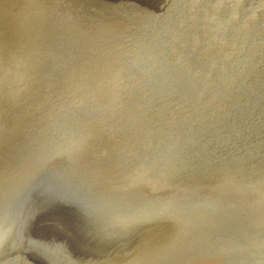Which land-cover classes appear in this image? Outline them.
Returning <instances> with one entry per match:
<instances>
[{
  "label": "rangeland",
  "instance_id": "rangeland-1",
  "mask_svg": "<svg viewBox=\"0 0 264 264\" xmlns=\"http://www.w3.org/2000/svg\"><path fill=\"white\" fill-rule=\"evenodd\" d=\"M13 1L17 2L0 1V15L3 16L0 17V41L11 42L4 46L0 42L3 62L0 60V143L8 146L6 152V145H0V264H264V239H261L264 238V213L261 214L264 212V174L256 173H264V10L251 2L253 12L246 15L247 6L239 4L242 0H129L123 8V16L129 13L126 17L130 19L127 24L132 25L131 31L119 54L108 58L104 54L107 46L110 48L108 44L86 39L91 36L90 31L96 30L95 24L104 22L96 15L99 11L96 6L91 5L94 9L86 7L88 2L84 0H59L62 4L53 0L52 9L45 10L32 2L22 0V5L18 0L17 6ZM118 1L123 6L127 0ZM179 3L181 10L173 17ZM6 6L9 9L5 12ZM11 10L15 15L12 16ZM57 10L68 16L79 18L81 15L79 21H85L89 26L82 24L90 29L83 26H73V29L71 23L64 26L56 20L60 12ZM35 16H39L38 20L44 25L37 22ZM43 17L52 19L54 26ZM31 24L39 28L33 30ZM60 26L61 29L57 28ZM13 31L18 38L10 37ZM35 31H42L39 37ZM28 36L31 37L29 42ZM43 37L45 41H39ZM20 43L23 46L18 45ZM35 43L36 46L40 44L41 48L37 49L43 52L42 57L36 46L33 47ZM19 47L24 49L19 50ZM25 48L35 50L36 55L27 54ZM6 51L8 54L23 52L28 57L21 54L22 58L21 55L18 58V54L11 53L14 59ZM33 55L39 60L35 62ZM23 58L24 63L21 62ZM25 58H31L35 64ZM8 62L13 66L4 65ZM37 62L43 63L45 70L38 64L46 74L40 72ZM33 65L41 76L45 74L44 79L38 73L34 77L35 71H32L37 69L34 67L30 71L28 67ZM16 68L22 70L21 73L15 71ZM9 71L12 75L16 73L15 77ZM27 72L39 79V83L27 75L28 80L31 79L28 82ZM53 77L61 83L56 86ZM99 79L107 81V85ZM114 79L118 84H113ZM41 81L45 82L41 84ZM102 84L108 87L102 88ZM27 88H31L30 91ZM36 101L38 106L33 104ZM30 108L37 109L39 116ZM238 161L243 163L239 165ZM238 165L244 170L236 168ZM257 165H260L259 170ZM245 167L254 169L246 170ZM222 170L228 171L224 172L226 175ZM202 171L209 176L215 174L216 177L211 176L215 180L202 175ZM41 181L55 188L53 197L34 193V184ZM229 181H232L230 185L238 181L236 189L228 184ZM240 200L242 202H238ZM258 214L263 216L260 217L263 221ZM212 217L216 221L221 219V224ZM252 222L261 226H252ZM159 223L161 226L157 228ZM162 226H167L168 230ZM195 228L200 232H194ZM249 229L255 234L247 233ZM204 232L210 235L204 236ZM187 238L192 239L193 244L189 245ZM205 238L209 241L204 242ZM148 249L150 251H146ZM150 254L155 263L148 261L153 260Z\"/></svg>",
  "mask_w": 264,
  "mask_h": 264
},
{
  "label": "bare ground",
  "instance_id": "bare-ground-1",
  "mask_svg": "<svg viewBox=\"0 0 264 264\" xmlns=\"http://www.w3.org/2000/svg\"><path fill=\"white\" fill-rule=\"evenodd\" d=\"M0 1H1V0H0ZM4 1H6V0H4ZM16 1L18 2V0H16ZM24 1L32 2L33 4H35V6L38 5L39 7L43 8V9L45 8V10H46V8H48V9H52L51 7L53 6V5L51 6V4H52L51 1H53V0H24ZM57 1H59V0H57ZM57 1H56V2H57ZM60 1H63V0H60ZM60 1H59V2H60ZM65 1H66V0H65ZM79 1L81 2V1H83V0H79ZM128 1H129V0L125 1V2L123 3V6H121V5L119 4V1H118V0H87V1L84 0V1H83L84 3H85V2H88L87 5H89V6L86 5V7H90L91 5H92V6H96V7L98 8L97 10H99L98 13H97L96 15H98V17L100 16V17L104 20L103 23L100 22V23L98 24L97 22H99V21L96 22L97 24H95V26H94V27H96V30H95V31L93 30L92 32L90 31L91 36L88 37V38H86V39H87V40H90V41L94 40V41H96V42H100V43L102 42V43H104V44L106 43V46H107V44H108V45L110 46V48L107 46V48L105 49V52H104V54H105L106 56H108V58H109L110 56H114V54L118 53L120 50L123 49V47H124V42H125V39H126V36H127L128 33L131 31V30H130V28H131L130 26H132V25H129V23L127 24V21H128V20L130 21V19H128V18L126 17V16L129 15V13H128V15L123 16V14H125L123 8L126 6V4H127ZM11 2H12V0H11ZM17 2H14V1H13V3H16V5L18 4ZM19 2L22 3V0H21V1L19 0ZM56 2H55V3H56ZM83 2H82V3H83ZM136 2H137V1H136ZM2 3H3V2H2ZM2 3H1V4H2ZM8 3L10 4L9 1H8ZM8 3H7V4H8ZM50 3H51V4H50ZM55 3H54V4H55ZM60 3H61V2H60ZM62 3H63V2H62ZM62 3H61V4H62ZM65 3H67V2H65ZM82 3H81V4H82ZM84 3H83V4H84ZM138 3H139V2H138ZM56 4H57V3H56ZM61 4H59V5L61 6ZM67 4H68V3H67ZM129 4H130V3H129ZM136 4H137V3H136ZM5 5H6V4H5ZM11 5H12V4H11ZM13 5H14V4H13ZM22 5H23V3H22ZM59 5H58V6H59ZM2 6H3V5H1V7H2ZM14 6H15V5H14ZM17 6H18V5H17ZM19 6H20V5H19ZM31 6H32V5H31ZM79 6H80V5H79ZM92 6H91V7H92ZM120 6H121V7H120ZM134 6H135V5H134ZM6 7H7V6H6ZM11 7H12V6H11ZM20 7H23V6H20ZM27 7H28V6H27ZM68 7H69V6H68ZM84 7H85V5H84ZM86 7H85L84 9H86ZM144 7H145V6H144ZM2 8H3V7H2ZM15 8H16V7H15ZM24 8H26V7L24 6ZM24 8H23V9H24ZM28 8H29V7H28ZM64 8H65V7H64ZM70 8H71V7H70ZM70 8H68V9H70ZM76 8L78 9V7H76ZM92 8H93V7H92ZM125 8H126V7H125ZM3 9H4V8H3ZM7 9H9V8L7 7L6 10H4V11L6 12ZM13 9H14V8H13ZM13 9H12V10H13ZM17 9H20V8H17ZM23 9H20V10H23ZM43 9H42V11H44ZM56 9H58V7H57ZM62 9H63V8H62ZM77 9H76V10H77ZM89 9L92 10L91 8H88V10H89ZM93 9H94V8H93ZM117 9H119V10L121 11V13H119V11H118ZM136 9H137V8H136ZM1 10H2V9H1ZM12 10H11V11H12ZM60 10H61V9H60ZM60 10H59V11H60ZM88 10H86V11H88ZM137 10H138V9H137ZM2 11H3V10H2ZM8 11H9V10H8ZM11 11H10V12H11ZM36 11H37V10H36ZM49 11H51V10H49ZM57 11H58V10H57ZM59 11H58V12H59ZM61 11H62V10H61ZM61 11H60V13H61ZM133 11H134V10H133ZM140 11H141V10H140ZM12 12H13V13H12V16L15 15L14 11H12ZM17 12H19V11L17 10ZM20 12H22L21 14H24L23 11H20ZM28 12H29V11H28ZM45 12H46V11H45ZM47 12H48V10H47ZM52 12H53V11H52ZM62 12H63V11H62ZM73 12H75V11H73ZM73 12H72V13H73ZM81 12H82V11H81ZM84 12H85V11H84ZM94 12H95V11H94ZM94 12L92 11V13H94ZM0 13H1V12H0ZM3 13H4V12H3ZM3 13H2V14H3ZM33 13H34V12H33ZM40 13H41V12H40ZM48 13H49V12H48ZM50 13H51V12H50ZM50 13H49V14H50ZM54 13H55V12H54ZM65 13H66V12H65ZM85 13L87 14V12H85ZM85 13H84V15H85ZM4 14H5V13H4ZM8 14H9V12H8ZM16 14H17V13H16ZM27 14H28V13H27ZM30 14H31V13H30ZM51 14H52V13H51ZM51 14H50V15H51ZM56 14H57V13H56ZM56 14H55V15H56ZM67 14H68V13H67ZM88 14H89V13H88ZM126 14H127V13H126ZM5 15H6V14H5ZM5 15H4V16H5ZM28 15H29V14H28ZM28 15H26V17H27ZM40 15H41V14H40ZM42 15H43V14H42ZM55 15H54V16H55ZM70 15H71V13H70ZM76 15H77V14H76ZM79 15H80V14H79ZM84 15H83V17H84ZM101 15H102V16H101ZM1 16H2V15H0V17H1ZM6 16H7V15H6ZM9 16H11V15H9ZM12 16H11V18H12ZM77 16H78V15H77ZM80 16H81V15H80ZM80 16H79V19H80ZM93 16H94V15H93ZM2 17H3V16H2ZM15 17H16V16H14L13 18H15ZM24 17H25V16H24ZM50 17H51V16H50ZM69 17H70V16H69ZM5 18H6V17H5ZM16 18H18V16H17ZM29 18H30V17H29ZM39 18H40L39 16H35V20L37 19V20H36L37 22L40 20ZM41 18H42V17H41ZM43 18H44V17H43ZM54 18H55V17H54ZM54 18H53V19H54ZM85 18H86V17H84V19H85ZM90 18H91V17H89V19H90ZM94 18H95V17H94ZM3 19H4V18H3ZM19 19H20V17H19ZM26 19H27V18H26ZM31 19H32V18H31ZM38 19H39V20H38ZM47 19H48V20L50 21V23H52V25L54 26L52 19H49V18H47ZM47 19L44 18V20H47ZM98 19H99V18H98ZM7 20H8V19H7ZM9 20H10V22H11V19H10V18H9ZM13 20H14V19H13ZM23 20H24V19H23ZM44 20H43V21H44ZM48 20H47V21H48ZM56 20H57V19H56ZM87 20H88V19H87ZM96 20H97V19H96ZM96 20H95V21H96ZM100 20H101V19H100ZM28 21H29V20H28ZM28 21L25 20V22H28ZM81 21H82V20H81ZM129 21H128V22H129ZM5 22H6V21H5ZM10 22H9V23H10ZM13 22H14V21H13ZM39 22H40V21H39ZM41 22H42V20H41ZM41 22H40V23H41ZM84 22H85V21H84ZM91 22H92V19H91ZM9 23H6V24L8 25ZM30 23H33V21L31 20ZM48 23H49V22H48ZM101 23H102V24L105 23V26H101V25H102ZM136 23H137V22H136ZM27 24H28V23H27ZM42 24H43V22H42ZM45 24H46V23H45ZM56 24H57V23H56ZM61 24H62V23H61ZM90 24H91V23H90ZM4 25H5V23H4ZM31 25H32V24H31ZM37 25H38V24H37ZM43 25H44V24H43ZM47 25H48V24H47ZM68 25H69V23H68ZM87 25H88V24H87ZM13 26H14V25H13ZM13 26H12V27H13ZM22 26H23V27H25V26L27 27L26 24H25V26L21 24V27H22ZM28 26H29V25H28ZM40 26H41V25H40ZM61 26H62V25H61ZM61 26H60V27H57V28H61ZM64 26H66V25L64 24ZM64 26H62V27H64ZM88 26H89V25H88ZM21 27H20V28H21ZM36 27H37V26H35V28H36ZM44 27H45V26H44ZM44 27H42V28L45 29ZM51 27H52V26H51ZM70 27H71V26H70ZM72 27H73V26H72ZM94 27H93V28H94ZM122 27H123V28H122ZM3 28H4V27H3ZM5 28H6V27H5ZM33 28H34V25H32V29H33ZM35 28H34V29H35ZM37 28H39V27H37ZM42 28H40V29L42 30ZM64 28H65V27H64ZM64 28H62V29H64ZM67 28H68V27H67ZM67 28H65V29H67ZM75 28H76V27H75ZM91 28H92V27H91ZM0 29H2V28L0 27ZM21 29H22V28H21ZM27 29H28V28H27ZM32 29H30V32H29V33H32V32H31ZM34 29H33V30H34ZM65 29H64V30H65ZM68 29H69V28H68ZM68 29H67V30H68ZM73 29H74V27H73ZM4 30H5V29H4ZM7 30H8V28H7ZM25 30H26V28H25ZM37 30H39V29H37ZM58 30H59V29H58ZM69 30H71V29H69ZM1 31H2V30H1ZM9 31H10V28H9ZM22 31H23V29H22ZM22 31H19V32H22ZM39 31H40V30H39ZM44 31H45V30H44ZM48 31H49V30H48ZM52 31H53V29H52ZM3 32H4V31H3ZM25 32L27 33V30H26ZM33 32H34V31H33ZM35 32H37V31H35ZM41 32H42V31H41ZM41 32H39V33L37 32L39 35L36 36V37H39L40 34H41ZM75 32H76V30H75ZM78 32H79V31H78ZM15 33H17V32H15ZM15 33H14V31H13V32H12V35H13V36L10 34V35H11L10 37H12V38L14 37V38L16 39L17 35H16V37H15ZM22 33H23V32H22ZM61 33H62V32H61ZM85 33H86V32H85ZM1 34H2V33H1ZM6 34L8 35L7 32H6ZM45 34H46V32H45ZM51 34H52V33H51ZM53 34H54V33H53ZM77 34H78V33H77ZM81 34H82V33H81ZM4 35H5V34H4ZM7 35H6V37H7ZM35 35H37V34H35ZM35 35H34V36H35ZM47 35H50V33L47 34ZM69 35H70V34H69ZM88 35H89V34H88ZM30 36H31V35H30ZM32 36H33V35H32ZM32 36H31V37H32ZM1 37H2V35H1ZM10 37H7V39L10 38ZM31 37H30V38H31ZM49 37H50V36H49ZM49 37H48V38H49ZM17 38H18V37H17ZM25 38H26V37H25ZM28 38H29V36H28ZM30 38L28 39V42H29ZM32 38H34V37H32ZM41 38H42V37H41ZM41 38H40L39 41H41V40L45 41V40H44V37H43V39H41ZM48 38L46 37V39H48ZM58 38H59V37H58ZM4 39H5V38H4ZM20 39L22 40L21 37H20ZM23 39H24V38H23ZM77 39H78V38H77ZM2 40H3V37H2ZM21 40H20V41H21ZM24 40H25V39H24ZM24 40H22V41H24ZM48 40H49V39H48ZM62 40H63V39H62ZM18 41H19V40H18ZM25 41H26V40H25ZM0 42L2 43V41H0ZM6 42H9V41L7 40ZM6 42L4 41V43H6ZM13 42H14V41H13ZM30 42L33 43V41H30ZM34 42H35V41H34ZM59 42H60V41H59ZM86 42H87V41H86ZM86 42H85V43H86ZM4 43H2V45H3ZM9 43L11 44V42H9ZM15 43H16V42H15ZM25 43H27V42H25ZM25 43H24V44H25ZM31 43H30V44L28 43L29 46H31ZM49 43H50V42H49ZM6 44H8V43H6ZM13 44H14V43H13ZM13 44H12V45H13ZM81 44H82V43H81ZM90 44H92V42H90ZM18 45H22V43H20V44H18ZM18 45L15 44V46H17V47H18ZM36 45H37V44L35 43V45H33V47L36 46ZM39 45H40V44H38V46H36V48H35L37 51H39V50L37 49L38 47L41 48ZM60 45H61V44H60ZM84 45H87V43L84 44ZM92 45H93V44H92ZM94 45H95V44H94ZM3 46H4V45H3ZM7 46H8V45H7ZM22 46H23V45H22ZM46 46H47V45H46ZM53 46H54V45H53ZM71 46H72V45H71ZM106 46H105V47H106ZM5 47H6V46H5ZM11 47H12L11 45H10L8 48L6 47V48L8 49V52L10 51L9 48H11ZM17 47H14V48H17ZM24 47H25V45H24ZM24 47H19L18 49H19V50H20L21 48L24 49ZM27 47H28V46H27ZM93 47H94V46H93ZM14 48H13V49H14ZM51 48H52V47H51ZM81 48H84V47H81ZM97 48H98V47H97ZM3 49H4V48H3ZM7 49H6V50H7ZM18 49H16V51H17ZM23 49H22V50H23ZM25 49H26V48H25ZM85 49H86V46H85ZM22 50H21V51H22ZM26 50L29 51V52H28V51L26 52L27 54L29 53V54L32 55V53H33V54L36 55V53H35L36 51H35V50H34L35 52H34V51L32 52V51L29 50V49H26ZM102 50H103V49H102ZM21 51H20V52H21ZM51 51H52V50H51ZM61 51H62V50H61ZM81 51H82V50H81ZM96 51H97V50H96ZM3 52H4V51H3ZM8 52L6 51V54H7V55L13 53V52H11V53L8 54ZM30 52H31V53H30ZM39 52H41V53H39V54H40L39 57H40V56L42 55L43 52H42V51H39ZM58 52H59V51H58ZM86 52H87V51H86ZM79 53H80V51H79ZM98 53H99V52H98ZM1 54H2V53H1ZM13 54H15V55L18 54L19 56L16 55V56H18V58L20 57L21 54H23V56H24V55H27V54H25V53H23V52H22V53H18V52H16V53H13ZM13 54H11V55L13 56ZM88 54H89V52H88ZM88 54H87V55H88ZM118 54H119V53H118ZM4 55H5V54H4ZM11 55H9V56H11ZM35 55H33L34 57L32 56V57H33L32 59H35V62H36V61L39 60V59L36 60ZM45 55H46V54H45ZM80 55H81V54H80ZM9 56H8V57H9ZM12 56H11V57H12ZM42 56H43V55H42ZM42 56H41V57H42ZM81 56H82V55H81ZM88 56H89V55H88ZM117 56H118V55H117ZM0 57H1V56H0ZM2 57L7 58V56L5 57V56H3V55H2ZM11 57L9 58V60L12 59ZM13 57H14V56H13ZM27 57H28V55H27ZM29 57H30V56H29ZM84 57L87 58L86 56H84ZM93 57H94V56H93ZM18 58L16 57V60H18ZM20 58H22V55H21ZM43 58H44V57H43ZM76 58H77V57H76ZM89 58H90V57H89ZM89 58H88V59H89ZM14 59H15V57H14ZM25 59H26V58H25ZM28 59L30 60L31 58H28ZM28 59H26V60H28ZM32 59L30 60L31 62H32ZM80 59H81V58L79 57V60H80ZM117 59H118V58H117ZM0 60H1V59H0ZM4 60H5V59H4ZM4 60H3V61H4ZM20 60H21V59H20ZM23 60H24V58L21 60V62H22ZM40 60H41V58H40ZM42 60H43V59H42ZM42 60H41V61H42ZM58 60H60V59H58ZM84 60H85V59H84ZM91 60H92V59H91ZM97 60H98V59H97ZM5 61H6V60H5ZM24 61H25V60H24ZM24 61H23L22 63H24ZM30 61L28 62V64L30 63V65L32 66V64H31ZM48 61H49V60H48ZM68 61H69V60H68ZM71 61H72V60H71ZM81 61H82V60H81ZM110 61H111V60H110ZM116 61H117V60H116ZM1 62H2V60H1ZM16 62H17V61H16ZM21 62H20V63H21ZM35 62L33 61L32 63L35 64ZM84 62H85V61H84ZM84 62H83V63H84ZM86 62H88V61H86ZM86 62H85V63H86ZM117 62H118V61H117ZM18 63H19V62H18ZM18 63H17V64H18ZM38 63H40V62H37L36 64H38ZM43 63H45V62L43 61ZM43 63L41 62V63H40V64H41L40 66H42ZM79 63H80V61H79ZM94 63H95V62H94ZM101 63H102V62H101ZM108 63H109V62H108ZM2 64H3V62H2ZM5 64H9V66H10V65L13 66V64H11V62L4 63V65H5ZM15 64H16V63H15ZM28 64H27V65H28ZM48 64H50V63H48ZM65 64H66V63H65ZM81 64H82V63H81ZM96 64H97V62H96ZM106 64H107V63H106ZM18 65H19V64H18ZM18 65H17V66H18ZM24 65H25V64H24ZM76 65H77V62H76ZM87 65H88V64H87ZM87 65H86V66H87ZM14 66H15V65H14ZM20 66H21V64H20ZM31 66H28L29 69H30V71H32V70L34 69V67H35L34 65H33V67H31ZM38 66H39V64H38ZM40 66H39V67H40ZM83 66H84V65H83ZM88 66H89V65H88ZM88 66H87V67H88ZM107 66H108V65H107ZM6 67H8V66H6ZM15 67H16V66H15ZM24 67H26L27 70H28V67H27V66H24ZM36 67H37V66H36ZM36 67H35V68H36ZM68 67H69V66H68ZM80 67H81V66H80ZM102 67H103V65H102ZM9 68L12 69L13 67H12V68L9 67ZM22 68H23V66H22ZM62 68H63V67H62ZM66 68H67V67H66ZM78 68H79V67H78ZM83 68H86V67H83ZM104 68H105V67H104ZM106 68H107V67H106ZM10 69H9V70H10ZM16 69H17V68H16ZM36 69H37V70H33V71H32V72L35 71V75H34V77L37 75L36 73L39 74V72H38L39 69H38V68H36ZM40 69H41V67H40ZM45 69H46V68H44V65H43V70H45ZM81 69H82V67H81ZM81 69H80V71H81ZM101 69L104 70L103 68H101ZM110 69H111V67H110ZM14 70H15V69H14ZM24 70H25V68H24ZM96 70H97V69H96ZM114 70H116V68H115ZM10 71H13V70H10ZM10 71H9V72H10ZM15 71L18 72L19 70L17 69V70H15ZM20 71H22V70H20ZM20 71H19V72H20ZM30 71H29V72H30ZM54 71H55V70H54ZM110 71H111V70H110ZM116 71H117V70H116ZM116 71H115V72H116ZM23 72H25V71H23ZM23 72H22V74H23ZM40 72L43 73L44 71L42 72V69H41ZM46 72H47V71H45L44 73L46 74ZM52 72H53V71H52ZM57 72H58V71H57ZM62 72H63V71H62ZM98 72H99V71H98ZM98 72H97V73H98ZM115 72H114V73H115ZM12 73H13V75L11 74V72H10V75H12L13 77H15L16 73H14V72H12ZM20 73H21V72H20ZM60 73H61V72H60ZM110 73H111V72H110ZM110 73H109V75H110ZM116 73H117V72H116ZM116 73H115V75H116ZM24 74H25V73H24ZM24 74H23V75H24ZM29 74H31V73H29ZM29 74H28V72H27V74L25 75V77H27V75H29ZM45 74H44L43 76H41V75L39 74V76H40L42 79H44V78H45V77H44ZM57 74H58V73H57ZM92 74H93V73H92ZM95 74H96V73H95ZM99 74H100V73H99ZM104 74H107V73L104 72ZM19 75H20V74H19ZM31 75H32V74H31ZM47 75H48V74H47ZM47 75H46V76H47ZM49 75H50V74H49ZM52 75H53V74H52ZM100 75H101V74H100ZM62 76H63V74H62ZM62 76H61V77H62ZM95 76H96V75H94V77H95ZM102 76L104 77L105 75H102ZM112 76H113V75H112ZM112 76L110 75L111 79H112ZM29 77L33 78L34 80H37V79H35L34 77H32V76H30V75H29ZM37 77H38V76H37ZM37 77H36V78H37ZM43 77H44V78H43ZM47 77H48V76H47ZM47 77H46V78H47ZM56 77H60V76H56ZM98 77H99V76H98ZM98 77H97L96 79L94 78L95 81L98 79ZM103 77H102V78H103ZM114 77H115V76H114ZM20 78H21V76L19 77V79H20ZM38 78H39V77H38ZM53 78H54V77H53ZM21 79H22V81H23V78H21ZM28 79H29V78L27 77V80H28ZM55 79H56V78H54V81H55ZM61 79H62V78H61ZM116 79H117V78H116ZM46 80H47V79H46ZM46 80H45V81H46ZM50 80H51V79H50ZM109 80H110V78H109ZM109 80H108V81H109ZM25 81H26V80H25ZM25 81L23 82V85H25ZM30 81H31V79L28 80V82H30ZM32 81H33V80H32ZM37 81H38L37 83H39L40 80L38 79ZM45 81H41V84H42V82H45ZM48 81H49V80H48ZM54 81H53V82H54ZM97 81H98V80H97ZM99 81H100V79H99ZM100 82H102V79H101ZM100 82H98V83H100ZM103 82L105 83V82H107V81H103ZM103 82H102V83H103ZM112 82H113V81H112ZM115 82L118 84V81H115V79H114V83H113V84H115ZM35 83H36V82H35ZM35 83L33 82V84H34V85H33L34 88L36 87V86H35ZM51 83H52V81H51ZM56 83H59L58 80L55 81V85H56ZM60 83H61V82H60ZM60 83H59V84H60ZM92 83H93V82H92ZM95 83H96V82H95ZM95 83H94V84H95ZM30 84H31V86H30ZM30 84H27V87H28V85H29L30 87H32V83H30ZM45 84H46V83H45ZM52 84H54V83H52ZM52 84H51V85H52ZM87 84H88V83H87ZM100 84H101V83H100ZM105 84H106V83H105ZM108 84H109V82H108ZM110 84H112V83H110ZM55 85H54V86H55ZM97 85H98V84H97ZM106 85H107V84H106ZM106 85H104V86H105V87H108V86H106ZM37 86H38V85H37ZM43 86H45V85H43ZM56 86H57V85H56ZM58 86H59V85H58ZM104 86H103V84L101 85L102 88H103ZM109 86H110V85H109ZM113 86H114V85H113ZM113 86H112V88H113ZM117 86H118V85H117ZM117 86H116V87H117ZM49 87H50V86H49ZM52 87H53V86H52ZM38 88H40V87H38ZM99 88H100V87H99ZM110 88H111V87H110ZM112 88H111V90H112ZM114 88H115V87H114ZM27 89H28V88H27ZM29 89H31V88H29ZM29 89H28V91H30ZM35 89H36V88H35ZM35 89L32 88V91L35 90ZM41 89H42V87H41ZM41 89H40V90H41ZM50 89L52 90V88H50ZM86 89H87V88H86ZM86 89H85V90H86ZM36 90H37V89H36ZM56 90H57V88H56ZM85 90H84V91H85ZM93 90H94V89H93ZM103 90H104V89H102V91H103ZM21 91H22V90H21ZM25 91H26V90H25ZM38 91H39V90H38ZM60 91H61V90H60ZM88 91H89V90H88ZM94 91H96V90H94ZM100 91H101V90H100ZM23 92H24V91H23ZM56 92H57V91H56ZM58 92H59V91H58ZM96 92H97V91H96ZM108 92H109V91H108ZM110 92H112V91H110ZM110 92H109V93H110ZM114 92H115V91H114ZM26 93H28V92H26ZM39 93H40V92H39ZM52 93H53V92H52ZM90 93H91V92H90ZM97 93L99 94V91H98ZM97 93H96V97H98V96H97ZM21 94H22V92H21ZM36 94H37V93H36ZM92 94H93V93H92ZM101 94H102V93H101ZM23 95H28V94L23 93ZM33 95H34V94H33ZM102 95H103V94H102ZM53 96H54V95H53ZM55 96H56V95H55ZM55 96H54V97H55ZM83 96H86V95H83ZM92 96H95V94H94V95H91V97H92ZM107 96H108V95H107ZM15 97H16V96H15ZM27 97H28V96H26V98H27ZM54 97H53V98H54ZM81 97H82V96H81ZM89 97H90V95H89ZM91 97H90V98H91ZM108 97H110V96H108ZM23 98H24V97H23ZM26 98H25V99H26ZM28 98H29V97H28ZM28 98H27V99H28ZM32 98H35V97H32ZM32 98H31V100H32ZM92 98H93V97H92ZM92 98H91V99H92ZM102 98H103V97H102ZM105 98H106V96H105ZM21 99H22V98H21ZM27 99H26V100H27ZM82 99H83V98H82ZM95 99H96V98H95ZM98 99H99V97H98ZM106 99H107V98H106ZM34 100H35V99H34ZM41 100H42V99H41ZM99 100H100V99H99ZM38 101H39V99H38ZM43 101H44V100H43ZM43 101H42V102H43ZM93 101H94V100H93ZM95 101H96V100H95ZM106 101H107V100H106ZM22 102H23V101H22ZM28 102H29V101H28ZM30 102H31V101H30ZM40 102H41V101H40ZM97 102H98V100H97ZM100 102H101V101H100ZM100 102H98V103H100ZM102 102H103V101H102ZM16 103H17V102H16ZM25 103H26V102H25ZM17 104H19V103H17ZM17 104H16V106H17ZM21 104H22V103H21ZM27 104H28V103H27ZM33 104H37V101H36V103H33ZM38 104H39V103H38ZM38 104H37V106H38ZM96 104H97V103H96ZM28 105H29V104H28ZM44 105H45V104H44ZM98 105H99V104H98ZM98 105H97V106H98ZM9 106H10V105H9ZM11 106H13V105H11ZM42 106H43V103H42ZM13 107H14V106H13ZM13 107H11V108H13ZM18 107H20V106H18ZM35 107H36V106L34 105V108H35ZM2 108H3V107H2ZM21 108H22V106H21ZM25 108H26V107H25ZM34 108H33V109L30 108V109L33 110V111L35 112L37 109L34 110ZM38 108H39V107H38ZM7 109H8V108H7ZM9 109H10V108H9ZM26 109H28V107H27ZM26 109H25V110H26ZM30 109H29V111H30ZM39 109H40V108H39ZM211 109H212V108H211ZM10 110H11V109H10ZM10 110H9V111H10ZM15 110H16V108H15ZM27 111H28V110H27ZM39 111H40V110H39ZM208 111H209V110H208ZM2 112H3V111H2ZM14 112H15V111H14ZM14 112H13V113H14ZM16 112H17V111H16ZM236 112H237V111H236ZM6 113H7V112H6ZM11 113H12V112H11ZM20 113H21V112H20ZM25 113H26V112H25ZM35 114L38 115L39 113H37V111H36ZM198 114H199V113H198ZM263 114H264V113H263ZM9 115H10V114H9ZM17 115H18V114H17ZM27 115H28V114H27ZM13 116H14V115H13ZM18 116H19V115H18ZM38 116H39V115H38ZM196 116H197V115H196ZM196 116H194V117L197 118ZM21 117H22V116H21ZM190 117H191V116H190ZM17 118H18V117H17ZM25 118H26V117H25ZM192 118H193V117H191L190 119L192 120ZM195 118H194V119H195ZM202 118H203V117H202ZM14 119H15V118H14ZM22 119H23V118H22ZM25 120H26V119H25ZM199 120H200V119H199ZM216 120H217V119H216ZM1 121H2V120H1ZM3 121H4V120H3ZM19 121H20V119H19ZM26 121H27V120H26ZM26 121H24V122H26ZM205 122H206V121H205ZM1 124H2V123H1ZM20 124H21V123H20ZM25 124L27 125V123H24V125H25ZM29 124H30V123H29ZM4 125H5V123H4ZM4 125H2V126H4ZM22 125H23V124H22ZM24 125H23V126H24ZM16 126H17V124H16ZM17 127H19V125H18ZM3 128L5 129V126H4ZM21 128H22V127H21ZM21 128H20V129H21ZM23 128H24V127H23ZM14 129H15V128H14ZM14 129H13V130H14ZM17 129H19V128H17ZM15 130H16V129H15ZM15 130L13 131V134L17 131V130L15 131ZM21 130H22V129H21ZM19 131H20V130H19ZM7 133L9 134L10 132L8 131ZM7 133H6V134H7ZM8 134H7V135H8ZM10 134H11V133H10ZM17 134H18V133H17ZM11 135H12V134H11ZM11 135H10V136H11ZM15 135H16V133H15ZM190 135H191V134H190ZM2 137H3V136H2ZM186 137H187V136H186ZM3 138H4V137H3ZM14 138H15V137H14ZM16 138H19V137L17 136ZM191 138H192V137H191ZM7 139H8V137H7ZM16 140H17V139H16ZM262 140H264V139H262ZM11 141H12V138H11ZM13 142H14V141H13ZM17 142H18V141H16L15 143H17ZM259 143H260V142H259ZM263 143H264V142H263ZM3 144L6 145L5 143H3ZM9 144H11V143H9ZM0 145H2V144L0 143ZM4 145H2V146H4ZM14 145H15V144H14ZM185 146H186V145H185ZM185 146H183V147H185ZM6 147H8V146L6 145V146L4 147V149H5ZM11 149H12V148H11ZM263 149H264V147H263ZM5 150H6V149H5ZM8 150L10 151V148H9ZM3 151H4V150H3ZM252 151H253V150H252ZM6 152H7V150H6ZM6 152H5V154H6ZM6 155H7V154H6ZM6 155H5V156H6ZM180 159H181V158H180ZM258 159H259V158H258ZM262 160H263V159H262ZM180 161H182V160H180ZM250 161H251V160H250ZM255 161H256V160H255ZM1 162H2V161H1ZM1 162H0V163H1ZM236 162H237V161H236ZM236 162H233V163H236ZM238 162H239V161H238ZM230 163H231V162H230ZM230 163H229V165H230ZM241 163H243V162H241ZM241 163L239 162V165H240ZM245 163H247V162H245ZM224 164H225V163H224ZM231 164H232V163H231ZM237 164H238V163H237ZM237 164H236V165H237ZM1 165H2V164H1ZM226 165H227V163H226ZM229 165H228V166H229ZM236 165H235V166H236ZM239 165H238V167H236V168L241 169V168H239V167H240ZM247 165H248V164H247ZM260 165H261V164H260ZM260 165H259V166H260ZM228 166H227V167H228ZM248 166H250V165H248ZM252 166L255 167L253 164H252ZM257 166H258V165H257ZM259 166L257 167L258 170H259V168H260ZM219 167H220V166H219ZM231 167H232V166H231ZM231 167H230V169H231ZM253 167H252V168L249 167V168H251V169H249L248 167H247V168L245 167V168H246V170H247V169L252 170V169H254ZM263 167H264V166H263ZM221 168H222V167H221ZM221 168H219V169H220L219 172L221 171ZM223 168H224V166H223ZM225 168H226V166H225ZM232 168H235V167H232ZM236 168H235V170H236ZM255 168H256V167H255ZM238 169H237V171L239 172ZM242 169H243V168H242ZM242 169H241V170H242ZM261 169H262V168H261ZM261 169H260V170H261ZM223 170H224V169H223ZM223 170H222L223 173H224V172H228V171H226L227 169H226L225 171H223ZM228 170H229V167H228ZM233 170H234V169H233ZM235 170H234V171H235ZM243 170H244V169H243ZM243 170H242V171H243ZM258 170L255 169V171H258ZM263 170H264V169H263ZM189 171H190V170H188V173H189ZM217 171H218V170H217ZM217 171H216L215 173H218ZM255 171H254V172H255ZM199 172H200V171H199ZM202 172L204 173V171H202ZM202 172L199 173V174H202ZM205 172H206V171H205ZM209 172H210V171H209ZM254 172H250V173H253V175H254ZM185 173H186V172H185ZM220 173H221V172H220ZM232 173H236V172H232ZM232 173H231V174H232ZM247 173H248V172H247ZM256 173H257V174H258V173H260V174H261V173L264 174L262 171H261V172L259 171V172H256ZM256 173H255V174H256ZM3 174H4V173H3ZM182 174H183V173H182ZM197 174H198V173H197ZM199 174H198L199 177L202 176V175H206V173H204V174H202V175H199ZM224 174H225V173H224ZM231 174H230V175H231ZM238 174H239V173H238ZM241 174H242V173H241ZM243 174H244V173H243ZM245 174H246V173H245ZM0 175H1V174H0ZM210 175H211V174H210ZM212 175H213V174H212ZM212 175H211V176H212ZM214 175H215V174H214ZM214 175H213V176H214ZM222 175H223V174H222ZM225 175H226V174H225ZM228 175H229V174H228ZM233 175L235 176V174H233ZM233 175H231V176L233 177ZM236 175H237V174H236ZM239 175H240V174H239ZM176 176H177V175H176ZM193 176H194V175H193ZM196 176H197V175H196ZM206 176L208 177L209 175H206ZM206 176H204V178H205ZM211 176H209L208 178H210ZM240 176H241V175H240ZM262 176H263V175H262ZM262 176H261V177H262ZM174 177H175V176H174ZM182 177H183V176H182ZM207 177H206V178H207ZM215 177H216V175H215ZM217 177L220 178L221 175H220V176L217 175ZM237 177L240 178L239 176H237ZM259 177H260V176H259ZM261 177H260V178H261ZM176 178H177V177H176ZM191 178H192V177H191ZM195 178H196V177H195ZM211 178H212V177H211ZM223 178H224V177H223ZM260 178H259V179H260ZM174 179H175V178H174ZM188 179L190 180V178H188ZM212 179H214V177H213ZM212 179H210V180H212ZM230 179H231V178H230ZM168 180H169V179H168ZM214 180H215V179H214ZM217 180H218V179H217ZM219 180H220V179H219ZM251 180H252V179H251ZM254 180H255V179H254ZM224 181H227V180H224ZM244 181H245V180H244ZM244 181H242V182H244ZM262 181H263V180H262ZM199 182H200V181H199ZM220 182H221V181H220ZM236 182H238V181H235V183H236ZM242 182H240V183L242 184ZM246 182H247V180H246ZM249 182H250V180L248 181V183H249ZM251 182H252V181H251ZM171 183H172V182H171ZM221 183H223V181H222ZM229 183H232V181H229L228 184H229ZM235 183L232 184V185H234L233 187H232V185H230V184H229V185H230L233 189H234V187H235V189H236ZM224 184H227V182H225ZM249 184H250V183H249ZM166 185H167V184H166ZM220 185H221V184H220ZM247 185H248V184H247ZM254 185H255V184H254ZM257 185H258V184H257ZM262 185H263V184L261 183V186H260V187H262ZM179 186H180V185H179ZM258 186H259V185H258ZM263 186H264V185H263ZM183 187H184V186H183ZM185 187H186V186H185ZM216 187H217V186H216ZM237 187H238V186H237ZM181 188H182V187H181ZM256 188H257V187H256ZM224 189H225V188H224ZM241 189L243 190L242 186H241ZM241 189H240V190H241ZM259 189H260V188H259ZM246 190H247V189H246ZM244 191H245V189H244ZM254 191H255V190H254ZM263 191H264V190H262V193H263ZM209 192H210V191H209ZM235 192H236V193H237V192L240 193V191H238V190H235ZM235 192H234V193H235ZM260 192H261V191H260ZM244 193L246 194V191H245ZM205 194H206V193H205ZM232 194H233V193H231L230 195L233 196ZM240 194H241V193H240ZM242 194H243V193H242ZM252 194H253V193H252ZM244 196H245V195H244ZM244 196H243V197H244ZM220 197H221V196H220ZM238 197H239V196H238ZM232 198H234V196H233ZM235 198H237V194H236ZM250 198H251V196H250ZM242 199H243V198H242ZM244 199H246V198H244ZM247 199H248V198H247ZM261 199H262V198H261ZM228 200H229V199H228ZM235 200H236V199H235ZM262 200H264V199H262ZM229 201H230V200H229ZM229 201H228V202H229ZM233 201H234V200H232V202H233ZM236 201H237V200H236ZM245 201H246V200H244L243 202H245ZM247 201H248V200H247ZM258 201H259V200H258ZM238 202H242V201L240 200V201H238ZM249 202H250V201H248V204H249ZM255 202H256V201H255ZM229 203H230V202H229ZM233 203H236V202H233ZM246 203H247V202H246ZM260 203H261V202H260ZM243 204H245V203H243ZM227 205H228V204H227ZM235 205H239V204H235ZM235 205H234V206H235ZM245 205H246V204H245ZM249 205L252 206V205H253L252 202H251V204H249ZM249 205H248V208H249ZM224 206H225V205H224ZM253 206L256 207V205H253ZM260 206L262 207V205H260ZM260 206H258V207H260ZM246 207H247V206H246ZM228 208L230 209V207H228ZM235 208H237V207H235ZM253 208H254V207H253ZM256 208H257V207H256ZM220 209H221V208H220ZM221 210H222V209H221ZM249 210H250V209H247V211H249ZM252 210H253V209H252ZM247 211H246V212H247ZM257 212H260V211H257ZM244 213H245V212H244ZM249 213H250V212H249ZM249 213H247V214H249ZM255 213H256V211H254V214H255ZM263 213H264V212H262L261 214L263 215ZM233 214H234V213H233ZM256 214H257V213H256ZM256 214H255V216H256ZM261 214H260V215L258 214V216H259L258 218L263 217ZM202 215H204V214H202ZM205 215H206V214H205ZM214 215H215V214H214ZM214 215H213V216H214ZM243 215H244V214H243ZM250 215H252V213H251ZM250 215H249V216H250ZM193 217H194V216H193ZM201 217H202V216H201ZM215 217H216V216H215ZM217 217H218V216H217ZM256 217H257V216H256ZM256 217H253V218L255 219ZM190 218H191V217H190ZM198 218H199V215H198ZM206 218H209V216L207 217V215H206ZM206 218H205V220H206ZM212 218H213V217H212ZM231 218H232V217H231ZM241 218H242V217H241ZM251 218H252V216H251ZM191 219L193 220V218H191ZM200 219H201V218H200ZM200 219H199V220H200ZM209 219H210V218H209ZM213 219H214V218H213ZM213 219H212V221H213ZM215 219H216V218H215ZM215 219H214V221H216ZM222 219H223V218H222ZM238 219H240V218H238ZM188 220H190V219H188ZM194 220H195V218H194ZM202 220H203V218H202ZM219 220H221V219H219ZM219 220L216 221V222H217V223L220 222V224H221V221H219ZM246 220H247V219H246ZM250 220L252 221V219H250ZM250 220L248 219L247 221L249 222ZM256 220H257V223H258V220H259V219H256ZM260 220H262V218H260ZM260 220H259V223L262 224L261 222H262L263 220H262L261 222H260ZM184 221H185V220H184ZM196 221H198V219L195 220V222H196ZM206 221H207V220H206ZM212 221H211V222H212ZM239 221H240V220H239ZM242 221H243V220H241V222H242ZM164 222H165V221H164ZM185 222H186V221H185ZM199 222H201V220H200ZM224 222H225V221H224ZM224 222H223V223H224ZM226 222H227V221H226ZM253 222H255V221L253 220ZM253 222H252V224H251L252 226H253V224L255 225V223H253ZM161 223H163V222H161ZM161 223L157 224V228H158L159 226H161V225H160ZM167 223H168V222H167ZM167 223H165V225H166ZM187 223H188V222H187ZM209 223H210V222H209ZM209 223H207V225H208ZM212 223H215V222H212ZM212 223H211V224H212ZM217 223H216V225L219 226V224H217ZM263 223H264V222H263ZM163 224H164V223H163ZM163 224H162V225H163ZM169 224H170L169 226H172L171 224H173V223L170 222ZM189 224H191V223H189ZM194 224H195V223H194ZM260 224H259V225L256 224L255 226L258 225V226L260 227V226H261ZM158 225H159V226H158ZM180 225H182V223H180ZM180 225H178V226H180ZM184 225H185V223H184ZM192 225H193V224H192ZM205 225H206V224H205ZM212 225H213V224H212ZM212 225H211V227H212ZM222 225H223V224H222ZM244 225H245V224H244ZM251 225H250V227H252ZM263 225H264V224H263ZM174 226H175V225H173V227H174ZM193 226H194V225H193ZM213 226H214V225H213ZM220 226H221V225H220ZM255 226H254V227H255ZM258 226H257V228H258ZM162 227H164V226H162ZM162 227H160V229H162ZM165 227H166V228H165ZM165 227H164V228H165L166 230H168V229H167V226H165ZM188 227H190L189 230H190V229H191V231L193 230V229L191 228L192 226L189 225ZM214 227H215V226H214ZM247 227H248V226H247ZM254 227H252V228H254ZM155 228H156V227H155ZM157 228H156V230H157ZM169 228H170V227H169ZM183 228H184V227H183ZM185 228L187 229V225H186ZM197 228H198V227H197ZM202 228L204 229V226H203ZM208 228H209V226H208ZM248 228H249V227H248ZM160 229H159V230H160ZM170 229H171V228H170ZM170 229H169V231H170ZM186 229H185V233H186ZM203 229H201V230H203ZM205 229H207V226H206ZM209 229H211V228H209ZM159 230H158V231H159ZM175 230H176V229H175ZM178 230H179V228H178ZM178 230H177V231H178ZM181 230H182V229H181ZM211 230H212V229H211ZM249 230H251V231L248 232V230H247V233L250 234V233L252 232V233L255 234V232L252 231L253 229H249ZM169 231H167V232H169ZM173 231H174V229H173ZM195 231H196V228L194 229V232H195ZM205 231H206V230H205ZM149 232H151V231H149ZM154 232H155V231H154ZM156 232H157V231H156ZM165 232H166V231H165ZM197 232L199 233L200 231L198 230V231H196V233H197ZM212 232H213V230H212ZM263 232H264V231H263ZM161 233H162V230H161ZM170 233H174V232H170ZM175 233L178 234V232H175ZM182 233H184V232H182ZM182 233H181V234H182ZM189 233H190V232H189ZM196 233H195V235H196ZM207 233L209 234V232H207ZM207 233H206V234H207ZM152 234H153V232H152ZM155 234H156V233H155ZM158 234H160V233H158ZM164 234H165V233H164ZM167 234H168V233H166L165 236H166ZM190 234H191V233H190ZM193 234H194V233H193ZM193 234H191V235H193ZM200 234H201V233H200ZM202 234H203V231H202ZM206 234H205V232H204V236H206ZM257 234H258V233L256 232V235H257ZM260 234H261V233H260ZM162 235H163V234H162ZM185 235H187V234H184V236H185ZM209 235H210V234H209ZM251 235H252V234H251ZM251 235H250V238L253 236V235H252V236H251ZM151 236H152V235H151ZM156 236H157V234H156ZM165 236H163L162 238H164ZM175 236H176V235H175ZM175 236H174V237H175ZM179 236H180V234H179ZM182 236H183V235H182ZM182 236H181V237H182ZM188 236H189V234H188ZM198 236H199V235H198ZM202 236H203V235H202ZM259 236H260V235H259ZM259 236H258V237H259ZM261 236H263V233L261 234ZM148 237L150 238V236H147V239L150 240ZM153 237H154V236H153ZM174 237H171V238H174ZM176 237H177V236H176ZM176 237H175V238H176ZM181 237H180V238H181ZM191 237H192V236H191ZM200 237H201V236H200ZM207 237L209 238L210 236H207ZM258 237H256V238H258ZM263 237H264V236H263ZM175 238H174V239H175ZM180 238H177V241H178V239H180ZM183 238H184V237H183ZM188 238H190V237H188ZM188 238H187V240H189ZM202 238H203V237H202ZM208 238H207V239L205 238L206 240L204 239L203 241H204V242H205V241H209ZM250 238H249V239H250ZM252 238H253V237H252ZM254 238H255V235H254ZM174 239H172V240H174ZM195 239H196V237H195ZM261 239L263 240L264 238H261ZM261 239H260V237H259V238H258V241H259V240L261 241ZM154 240H155V238H154ZM163 240H164V239H163ZM163 240H162V241H163ZM170 240H171V239H170ZM181 240H182V239H181ZM187 240H186V241H187ZM200 240H202V239H200ZM255 240H257V239H255ZM145 241H146V239H145ZM150 241H151V240H150ZM166 241H168V239H166ZM189 241H190V240H189ZM198 241H199V240H198ZM260 241H259V242H260ZM143 242H144V241H143ZM143 242H142V243H143ZM160 242H161V240H160ZM170 242H171V241H170ZM175 242H176V241H174L173 243H175ZM178 242H179V241H178ZM182 242H183V241H182ZM182 242H181V243H182ZM195 242H196V241H195ZM195 242H194V243H195ZM201 242H202V241H201ZM259 242H258V243H259ZM142 243H141V244H142ZM162 243H164V242H162ZM183 243H184V242H183ZM186 243H187V242H185V244H186ZM190 243L193 244L192 239H191V241L189 242V245H191ZM206 243L208 244V242H206ZM206 243H205V244H206ZM141 244H140V246H141ZM144 244H145V242H144ZM158 244H159V243H158ZM165 244H166V243H165ZM175 244L177 245V243H175ZM195 244H196V243H195ZM197 244H199V243H197ZM197 244H196V245H197ZM203 244H204V243H203ZM154 245H156V244H154ZM160 245H161V243H160ZM162 245H164V244H162ZM170 245H172V243H171ZM173 245H174V244H173ZM176 245H174V246H175L174 248H176ZM183 245H184V244H183ZM189 245H188V246H189ZM199 245H200V244H199ZM254 245H255V244H254ZM256 245H257V244H256ZM143 246H144V245H143ZM143 246H141V247H143ZM147 246H148V245H147ZM149 246H151V244H149ZM165 246H167V245H165ZM180 246H182V245H180ZM188 246H187V247L184 246V248L186 247V249H188ZM201 246H202V245H201ZM201 246H198V247H201ZM151 247H152V246H151ZM155 247H156V246H155ZM159 247H160V246H159ZM161 247H162V246H161ZM168 247H170V246H168ZM172 247H173V246H172ZM178 247H179V246H178ZM194 247H195V246H194ZM205 247H206V246H205ZM257 247H258V246H257ZM138 248H140V247H138ZM138 248H137V249H138ZM144 248H145V247H144ZM147 248H148V247H147ZM153 248H154V246H153ZM180 248H181V247H179V249H180ZM201 248H202V247H201ZM201 248H200V249H201ZM137 249H136V250H137ZM141 249H142V248H141ZM149 249H150V247H149ZM149 249L146 250V251L153 250V249H150V250H149ZM157 249H158V248H157ZM164 249H165V248H164ZM170 249H171V248H170ZM170 249H169V250H170ZM179 249H178V251H181V250H182V249H180V250H179ZM196 249H197V248H196ZM136 250H135V251H136ZM138 250H140V249H138ZM169 250H167V251L169 252ZM174 250H175V249H174ZM176 250H177V249H176ZM146 251H144V253H145ZM155 251H156V250H155ZM162 251H163V250H162ZM162 251H161V252H162ZM165 251H166V250H165ZM187 251H188V250H187ZM198 251H200V250H198ZM142 252H143V251H142ZM151 252H152V251H151ZM172 252H174V251H172ZM172 252H171V253H172ZM176 252H177V251H176ZM182 252H183V251H182ZM191 252H192V251H191ZM140 253H141V252H140ZM144 253H143V254H144ZM152 253H153V252H152ZM162 253H163V252H162ZM177 253H178V252H177ZM177 253H176V254H177ZM132 254H134V253H132ZM138 254H139V253H138ZM138 254L136 253V255H138ZM143 254H140V255L142 256ZM148 254H149V252H148ZM155 254H157V253H155ZM168 254H169V253H168ZM168 254H166V255H168ZM179 254H180V253H179ZM179 254H178V257L180 256ZM181 254H183V253H181ZM134 255H135V254H134ZM134 255H133V256H134ZM140 255H139V256H140ZM144 255H145V254H144ZM151 255H152V254H150V258L153 259V257H151ZM157 255H158V254H157ZM157 255H156V256H157ZM163 255H164V254H163ZM171 255H172V254H171ZM183 255H184V254H183ZM133 256H132V259H133ZM141 256H140V258H141ZM146 256H147V252H146ZM146 256H144V257H145V260H147V259H146ZM152 256H153V255H152ZM154 256H155V255H154ZM181 256H182V255H181ZM120 257H121V256H120ZM120 257H119V258H120ZM122 257H123V256H122ZM122 257H121V259H122ZM135 257H137V256H134V258H135ZM144 257L142 256L143 259H144ZM147 257H148V256H147ZM168 257H169V256H168ZM175 257H176V256L174 255V258H175ZM182 257H183V256H182ZM182 257H181V259H182ZM154 258H157V257H154ZM158 258H159V256H158ZM121 259H120V260H121ZM128 259H129V257H128ZM143 259H141V260H143ZM169 259H171V258H169ZM135 260H136V259H135ZM141 260H138V261H141ZM159 260H160V258H159ZM125 261H126V260H125ZM138 261H137V262H138ZM148 261H154V263H155V260H154V259H153V260H148ZM156 261H158V260H156ZM132 262H134V259L132 260ZM137 262H136V263H137ZM162 262H164V261H162ZM166 262H167V261H166ZM134 263H135V262H134ZM134 263H133V264H134ZM138 263H140V262H138ZM138 263H137V264H138ZM145 263H146V262H145ZM149 263H151V262H149ZM160 263H161V262H160ZM141 264H143V263H141ZM147 264H148V263H147ZM155 264H156V263H155Z\"/></svg>",
  "mask_w": 264,
  "mask_h": 264
},
{
  "label": "water",
  "instance_id": "water-1",
  "mask_svg": "<svg viewBox=\"0 0 264 264\" xmlns=\"http://www.w3.org/2000/svg\"><path fill=\"white\" fill-rule=\"evenodd\" d=\"M251 2L254 3V5H253L254 7H257V8L264 10V1L263 0H242L239 4L241 5V3H242V7H244L245 5L247 6L246 8L248 10H246V12H245L246 15L253 12V9H251L252 8ZM181 7H182V4H180V3L176 5V7L174 8V11L172 13L173 17L178 15L179 11L181 10ZM58 16H59V18L57 20L58 21L60 20L59 23H64V24L65 23H71L72 26H74L76 28L77 27H80V28L84 27V29L88 28L85 25H83L86 23L82 22L81 20L79 21L78 17H74V16L69 17L68 15L62 14L60 12H59ZM94 17H96V16H94ZM224 24H226V23H224ZM224 24H222V25H224ZM88 29H90V28H88ZM34 193H39L40 195H43L46 197H53L54 194L56 193V190H55V188H53V186H50L49 184L41 181V182L34 184Z\"/></svg>",
  "mask_w": 264,
  "mask_h": 264
}]
</instances>
